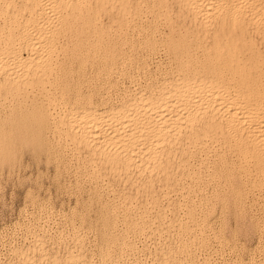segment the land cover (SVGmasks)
<instances>
[{"label": "bare ground", "instance_id": "bare-ground-1", "mask_svg": "<svg viewBox=\"0 0 264 264\" xmlns=\"http://www.w3.org/2000/svg\"><path fill=\"white\" fill-rule=\"evenodd\" d=\"M22 150L89 184L97 264L223 253L209 205L264 208V0H0V164ZM33 221L12 264H91L79 229L58 256Z\"/></svg>", "mask_w": 264, "mask_h": 264}, {"label": "rangeland", "instance_id": "rangeland-1", "mask_svg": "<svg viewBox=\"0 0 264 264\" xmlns=\"http://www.w3.org/2000/svg\"><path fill=\"white\" fill-rule=\"evenodd\" d=\"M161 53L162 52H158L154 55V57L151 58V61L149 62V68L151 67L150 68L151 70H153V67L156 63L165 64L166 62L165 56L163 53L162 54ZM89 76L91 77V75L88 74V68H87L86 78L90 79ZM56 170H55V167L51 163L46 162V160L44 159L42 155L41 156L33 155L28 150H22L16 155V157H14L13 160L7 163L0 164V264L2 263L12 264L11 261H14V256L12 252L10 251V249L11 247H21L25 245V242L23 241L22 234H21L22 228L27 226L26 224L33 223L34 222L33 217L37 218V225L39 224L43 226L42 232L45 231L43 233L45 235L44 238H46L44 241L46 242L48 251L50 250V248H53L55 252L57 248L58 250V252L56 251L58 253L57 255L61 256L63 255L65 251V250H62V249H65V246L68 249L71 248L70 243L67 244V242L62 243V242L57 241L55 239L57 237V234L56 236H54L53 232L56 233V231L58 230L66 231L70 225H73L74 227H76V229H79L80 232L85 235L84 237L85 239L84 247L85 248L83 249V251L85 253L86 260H88V262H91V264H97V261H99V258H100L99 250L95 249L91 242L94 237L93 233H95V229L98 228L99 226V222L98 220H96L97 219L96 217L99 213L97 212L98 210L94 209L91 199H90L91 196L88 195L90 193L89 184L87 182L82 181L81 177L79 176V174L76 172V169L72 165L67 166L66 169L57 168ZM80 182L82 183L81 185H79ZM85 183H87V185ZM205 191L209 193L210 188L208 187L207 189H205ZM253 194H251V196L248 195L246 197V200L241 203H233L231 199H228L223 202L215 200L209 205L208 207L209 212L207 213V215L209 216L206 215L205 217L206 223L217 232L218 241L223 240L224 246H223V251H222L223 253L219 254L220 256L222 255L223 257L222 256L219 257L218 254L212 253V249L218 250V248L215 246L217 245L216 240L214 239L208 241L207 246H209V248L206 246L204 248H201L195 251V252H198V253L194 252L198 258H201L202 256L206 254L210 257L209 259L210 261L204 264H210V263L211 264H221L223 262L227 263L229 261H234V260L247 262V260H250V259H252L253 262L255 261V263H258L259 261H261L262 259V256H261L262 248L261 247L264 246L263 245L264 244V237H263L264 236V232H263L264 231V208H263L261 201L256 197L255 193ZM229 202H230V205H229ZM247 205H249L248 208H247ZM214 207H216V209ZM261 211H263V213ZM58 214L59 216L60 214H62L64 216L65 221L59 222ZM53 221L55 222V224ZM94 221H97L98 223ZM20 227L22 228L20 229ZM51 227L53 229L56 228L57 230H53ZM59 228H62V229H59ZM48 231L50 232L48 233ZM51 244L53 246H50ZM62 244L63 245L66 244V245L61 247ZM258 247L261 248V250ZM151 249L152 248L150 247L149 250L140 251V253H138L136 257H137V261L139 262V264H150L151 263L150 261H152L153 259L152 257L153 254H152ZM230 252H232V254ZM228 253H230L231 255H229ZM145 255L146 256L148 255L147 258ZM227 256H229L228 257L229 260L227 259ZM247 256L250 259L247 258ZM200 263L202 264V261H200Z\"/></svg>", "mask_w": 264, "mask_h": 264}]
</instances>
